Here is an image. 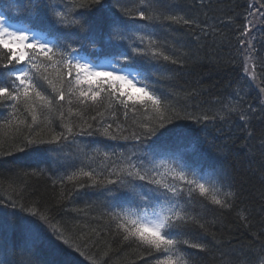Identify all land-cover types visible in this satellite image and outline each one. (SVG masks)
<instances>
[{"label":"trees","instance_id":"16d2710c","mask_svg":"<svg viewBox=\"0 0 264 264\" xmlns=\"http://www.w3.org/2000/svg\"><path fill=\"white\" fill-rule=\"evenodd\" d=\"M36 2L0 0V11L45 33L64 52L71 46L91 59H116L122 52L131 55L132 48L145 49L143 57H132L127 65L141 79L147 77L150 90L170 102L175 115H170L168 132L139 148L131 139H108L102 134L108 125L111 134L120 135L119 128L127 136L152 121V112L131 104L125 111L105 93L99 106L80 104L75 97L71 105L59 102L43 79L47 75L60 87L56 69L38 58L40 72L33 69L31 75L50 105L37 101L33 121L23 99H0V264H160L168 253L125 240L119 227L122 207L144 209L160 200L149 191L151 186L137 188L146 198L141 200L119 184L93 185L80 174L92 171L99 179L115 180L107 171L116 159L111 154L137 152L144 158L153 149L175 151L201 176L220 181L219 195L230 204H213L212 192L179 200L193 219L178 237L187 243L177 245L173 259L179 256L183 264H264V0H103L86 7L77 0H40L38 8ZM45 4L60 6L55 11L67 12L68 21L82 17L94 24L103 16L115 23L103 31L87 24L65 27L53 22ZM140 10L182 19L141 20ZM249 25L251 34L245 32ZM149 38L156 42L154 48ZM153 50L170 59L153 58ZM7 55L0 49V72ZM247 62L250 75L245 73ZM87 124L92 127L81 135ZM61 134L67 139L52 142ZM227 192L232 195L225 196ZM195 244L203 248L191 246Z\"/></svg>","mask_w":264,"mask_h":264},{"label":"snow or ice","instance_id":"6c2138e0","mask_svg":"<svg viewBox=\"0 0 264 264\" xmlns=\"http://www.w3.org/2000/svg\"><path fill=\"white\" fill-rule=\"evenodd\" d=\"M77 2L80 7H86L101 5L103 0H77ZM39 5L40 0H37L36 7L38 8ZM44 6L53 12L56 18L53 22L62 24L65 27L81 29L87 24L90 30L99 29L103 31L106 25L110 26V23H115V21L109 23L103 16L98 18L94 24L82 17L68 21L67 12L55 11V7L60 6L48 4ZM142 8L147 10L148 6L142 5ZM146 10L138 12L139 19L159 20L163 18L174 22L182 19L175 15H164V13L159 11H154L153 14L149 15L146 14ZM74 15L81 16L79 12ZM184 23L191 24L192 21L184 20ZM245 31L247 32V30ZM29 37V30L13 28L7 24V17L0 14V49H6L9 54L6 56L7 64L3 66V72H0V99L16 102L23 99L28 111L32 114L33 121H35L37 119L35 114L36 102H41V106L44 107L49 106L51 102L37 89L34 77L29 74V70L24 69L23 64H30L31 69H35L39 73L40 67L37 66L35 61L41 58L48 67L56 69V79L61 85L60 87H57L47 75L43 76V79L52 88L59 102L67 100L68 104L71 105L73 102L72 98L75 97L80 104L90 101L93 105L99 106L104 102L105 97L102 93H105L109 100L117 101L124 107L125 111L131 104L132 107L140 105L149 108L152 112V121L144 122L141 126V131L132 132L127 136L123 135V130L119 128L118 132L121 133L120 135L111 134L109 132L111 125H108L102 133L108 139H122L124 141L131 139L138 142L134 147L139 148V145L145 140H150L152 137L159 138L169 131L166 125L171 123L170 115H175V113L170 102L157 95L155 90H150L152 86L146 82L147 77L141 79L135 72L124 73L123 69L117 68L116 65L112 66V70L97 67L75 56L77 49L71 46H67L70 50L64 52L53 42L38 40L35 33H31V40ZM140 40L143 43L144 37H140ZM155 43L149 38L150 48H154ZM243 43L244 41H241V44ZM145 54L146 51L143 48H132L131 55L122 52L116 59L118 62H125V67H127V62L132 57H143ZM152 56L153 58H162L166 61L170 59L169 56L157 50L152 51ZM172 62L176 63L175 60ZM14 63L21 65V67L18 69L10 68L9 66ZM44 71H47V67L44 68ZM138 84L143 86L138 87ZM85 85L87 90H84L83 86ZM133 89L135 91H132ZM97 115L103 114L98 112ZM92 119L95 120L96 117H92ZM66 127L67 131L71 133V126ZM91 127V124H87L86 128L81 127L80 134H85L86 129ZM62 139L66 140L67 137L63 134L53 136L52 142L59 143ZM162 146L157 145V148ZM103 155L105 159H110L108 152ZM111 155L115 156L116 159L107 171L110 176H116L115 180L99 179L92 171H81L80 174L90 178L93 185L119 184L128 189L130 193L140 196L141 200L146 198L137 192V188L150 185L149 191L156 193L158 199L169 202L171 206L167 208V214L163 211L154 213V218H150L147 215L137 216L134 209L126 211L119 224V227L126 233L124 239H135L148 248L168 253L169 255L160 261V264H183V260L179 256L173 259L172 254L178 251V244L187 243V241L179 240L178 237L183 234L185 226L193 217L187 211L186 203L180 204L178 201L185 199V197L187 200H191L197 192L202 197L212 192L211 201L213 204L230 207V204L219 195L220 188L216 185L220 181L211 178L206 179L201 176L183 155H178L175 151L161 153L153 149L152 152L145 153L144 158H140L137 152H131L128 155L123 152L119 155L115 153ZM165 155L167 159L163 158ZM158 156L161 157L159 160H157ZM161 169H164V171L161 172ZM100 175H103V173H100ZM189 176L193 178L190 179ZM137 182L140 183L137 184ZM224 195L230 196L232 193L227 192ZM173 201H176V203H172ZM191 246L203 248V245L200 244Z\"/></svg>","mask_w":264,"mask_h":264},{"label":"rangeland","instance_id":"374dc122","mask_svg":"<svg viewBox=\"0 0 264 264\" xmlns=\"http://www.w3.org/2000/svg\"><path fill=\"white\" fill-rule=\"evenodd\" d=\"M249 24H251V22L249 23ZM16 26L15 27H13V28H16V29H25V30H29V32H30V37H29V39L31 40V33H35L36 35H37V39L38 40H40V41H43V42H47V39L43 36V35H41V34H39L38 32H36V31H34V30H32V29H29V28H26V27H24V26H22V25H18V24H15ZM252 28H253V26H248L247 27V34H248V30H250L251 32L249 33V34H251L252 33ZM246 32V31H245ZM13 47H15V45H13ZM75 56H77V57H79V58H81V59H83V60H86V61H88L86 58H84L83 56H81V55H79V54H74ZM89 62V61H88ZM90 63V62H89ZM92 64V63H91ZM112 66H113V64L112 63H110V62H108V63H106V65H104L103 66V68L104 69H108V70H112ZM21 67V66H20ZM19 67V68H20ZM23 67H24V69L25 68H27L28 67V64H27V66H25V65H23ZM98 67V66H97ZM120 69V68H119ZM246 69H247V71H246ZM123 72L124 73H129V72H134V71H128V70H124L123 69ZM245 73H246V75H250L251 73H252V67H251V65H250V62L248 63H246L245 64ZM138 87H140V84H138L137 85ZM156 205L152 208V209H150V210H134L135 211V215H137V216H139V215H147V216H149L150 218H154V213H159V212H161V211H163V212H165V214H167V208L168 207H170L171 206V204L169 203V202H163V201H161L159 204L158 203H155ZM129 209L128 208H124L123 210H122V215L126 212V211H128Z\"/></svg>","mask_w":264,"mask_h":264}]
</instances>
